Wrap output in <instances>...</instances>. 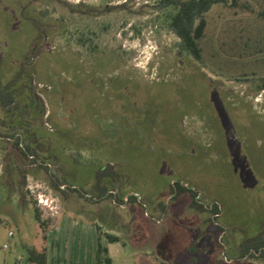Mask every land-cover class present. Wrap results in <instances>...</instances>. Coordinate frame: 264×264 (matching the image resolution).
I'll return each instance as SVG.
<instances>
[{
    "label": "rangeland",
    "instance_id": "rangeland-1",
    "mask_svg": "<svg viewBox=\"0 0 264 264\" xmlns=\"http://www.w3.org/2000/svg\"><path fill=\"white\" fill-rule=\"evenodd\" d=\"M160 2L0 0V80L16 98L0 106L5 264L61 224L119 236L102 237L110 264H264L230 246L264 225V0L213 4L201 60Z\"/></svg>",
    "mask_w": 264,
    "mask_h": 264
},
{
    "label": "trees",
    "instance_id": "trees-1",
    "mask_svg": "<svg viewBox=\"0 0 264 264\" xmlns=\"http://www.w3.org/2000/svg\"><path fill=\"white\" fill-rule=\"evenodd\" d=\"M223 0H161V4L163 7H172V11H168L164 14V22L167 27L172 30L175 35L179 38V47L181 51L187 52L192 55L196 60H201V51L202 48L200 46V40L204 35V31L207 25V21L205 18L206 12L210 9V7L215 4L222 2ZM259 88H264V78L262 79V83L259 84ZM28 99L31 101L30 95ZM14 93L7 89L6 86H3L0 80V106L2 108H12L15 103ZM29 101V102H30ZM19 121V120H18ZM3 119H0V125H3ZM13 133H10V136H13ZM4 137V136H3ZM8 137V136H6ZM18 150L22 153V155L29 157L34 154V158L31 159L37 160V153L34 151H25L22 146H20V142L16 139L13 143ZM29 147V146H28ZM33 152V153H32ZM96 181L102 179V177H96ZM176 185V192L180 194L182 192H189L192 196L191 206L196 209H203L205 206L200 203L197 199L198 192L194 189L187 187L183 184H178L174 182ZM100 189L105 191L104 187H101L100 183H98ZM136 198V196H133ZM212 210L217 209V205H212ZM34 216L41 228L44 230V222L41 220L38 209L35 208ZM96 230L98 232V242L95 250V263L96 264H110L111 258L108 255L107 246L102 243V237L107 242H118L120 241L119 236L111 234L109 232L100 231V226L96 225ZM263 241L256 237L253 239V248L254 251H258V248L261 246ZM46 249L42 248L40 250L30 249L28 262L30 264H46ZM157 264H166L165 261H159Z\"/></svg>",
    "mask_w": 264,
    "mask_h": 264
},
{
    "label": "crops",
    "instance_id": "crops-1",
    "mask_svg": "<svg viewBox=\"0 0 264 264\" xmlns=\"http://www.w3.org/2000/svg\"><path fill=\"white\" fill-rule=\"evenodd\" d=\"M74 223L76 224V222ZM92 227L89 230L87 227L84 235L81 230L77 233L71 231L70 235L61 234L63 224L56 226L49 233L47 232L46 245L43 246L46 249V264H94L98 236L96 235V241L94 238L92 239L94 235V227ZM89 232L90 236L87 235ZM0 264L5 263L0 260Z\"/></svg>",
    "mask_w": 264,
    "mask_h": 264
},
{
    "label": "flooded vegetation",
    "instance_id": "flooded-vegetation-1",
    "mask_svg": "<svg viewBox=\"0 0 264 264\" xmlns=\"http://www.w3.org/2000/svg\"><path fill=\"white\" fill-rule=\"evenodd\" d=\"M31 156L34 157V155H31ZM37 160H38V157H37ZM107 190L108 189H106L105 191ZM133 196H136V195L133 194ZM256 237H259V239L263 241L261 246L258 248V251H254V248L252 245L253 239ZM230 246H231L232 251L235 253L234 255L236 259L235 261L237 262H239L242 259H248V258H253V257L264 259V225H260L258 232L251 236L247 235L246 232L240 231L236 239H231Z\"/></svg>",
    "mask_w": 264,
    "mask_h": 264
},
{
    "label": "built area",
    "instance_id": "built-area-1",
    "mask_svg": "<svg viewBox=\"0 0 264 264\" xmlns=\"http://www.w3.org/2000/svg\"><path fill=\"white\" fill-rule=\"evenodd\" d=\"M9 235H11V232H9ZM3 248H6V245H4Z\"/></svg>",
    "mask_w": 264,
    "mask_h": 264
}]
</instances>
